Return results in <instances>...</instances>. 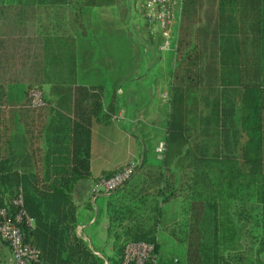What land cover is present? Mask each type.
Segmentation results:
<instances>
[{
  "label": "trees",
  "instance_id": "trees-1",
  "mask_svg": "<svg viewBox=\"0 0 264 264\" xmlns=\"http://www.w3.org/2000/svg\"><path fill=\"white\" fill-rule=\"evenodd\" d=\"M114 1L0 0V207L31 218L30 224L22 218L20 228L37 251L34 264H119L124 243L133 240L153 246L142 264H264V72L251 80L241 68L230 14L235 0H217L219 85L170 82L157 118L160 158L150 137L131 133L135 171L104 195L111 252L94 253L76 233L77 183L111 173L93 176L89 170L91 125L109 121L122 101L113 84L80 82L78 47L86 35L85 9ZM63 5L76 9L71 30L41 29L40 10ZM260 43L264 52V37ZM32 86L42 91L38 107L29 105ZM33 108L39 109L36 115ZM132 108L126 117L133 116ZM41 114L34 154L25 117ZM18 192L21 203L15 204L11 199ZM176 196L178 216L164 225L174 239L166 256L157 237L161 204ZM0 246L9 254L1 238Z\"/></svg>",
  "mask_w": 264,
  "mask_h": 264
},
{
  "label": "crops",
  "instance_id": "crops-1",
  "mask_svg": "<svg viewBox=\"0 0 264 264\" xmlns=\"http://www.w3.org/2000/svg\"><path fill=\"white\" fill-rule=\"evenodd\" d=\"M217 13V0L183 1L179 21L172 37V49L168 50V55H161L157 52V61H163L165 56L168 59L167 66L161 65L162 71L159 74L162 75L157 74L159 75L157 87L158 90L160 89V91L157 90V117L160 116L159 113L161 111L158 103H162L164 97H167V87L171 81L180 82L183 86L210 87L219 85L216 41ZM230 14H232L236 23V36L239 38L238 46L242 55L241 68L251 74V80H258L259 77H262V71L264 72V52H262L260 43V39L264 37V31L262 32L264 28V0H235L234 10ZM182 57L184 62H187H182ZM107 60L110 61V58ZM80 62H88L82 69L85 72L81 71L82 76L88 75L87 81H80L84 84L104 83V80H108L110 77H114L113 79L118 78L117 80L121 79V83H125L135 79L138 81L137 79L140 77L136 70L131 75L128 70L124 71L117 65L112 66V69L108 68L105 75L99 77L94 74L96 73L93 67L94 64L89 63V60L87 61L85 58V60L81 59ZM169 70L171 71L170 74ZM175 72L177 75L174 77L173 74ZM241 79L246 82L250 80L249 77L245 78L244 76H241ZM113 84L116 85L118 82ZM260 85L264 86V83ZM117 86L116 92L122 97L118 113L113 115L109 121L93 122L91 125L89 170L93 176L98 175L102 170L112 172L128 159L136 157L137 143L135 137L127 129L123 128L120 122L118 123L117 118L126 117L127 108L132 105L131 102L134 101V96L137 93L133 89L127 90L128 87H124L125 89L121 88L120 84ZM21 117L23 116L21 115ZM40 117H43V114L38 118L34 117L33 120H30L28 116L25 117L28 122L27 134L31 133L34 135L31 138L32 143L30 145L34 154V149L39 144L36 134L39 127L37 120ZM128 118L131 119L133 117L130 116ZM33 159L34 165L38 166L36 157H33ZM93 182L94 180L91 178L79 181L74 189L73 196L77 203V212L80 220L75 226V231L87 241L89 247L93 248L94 253L101 254L100 252L104 251L109 254L111 246L105 240V226L107 223L104 205L105 194L98 191L94 192L92 190ZM172 198L175 199L173 209L175 208V212L177 211V215L173 219L175 220L178 216L180 196ZM163 203L161 207H163ZM171 222L168 224H171ZM169 239L173 243L174 239L170 234ZM0 252L4 254L5 264H11L5 247L0 246Z\"/></svg>",
  "mask_w": 264,
  "mask_h": 264
},
{
  "label": "rangeland",
  "instance_id": "rangeland-1",
  "mask_svg": "<svg viewBox=\"0 0 264 264\" xmlns=\"http://www.w3.org/2000/svg\"><path fill=\"white\" fill-rule=\"evenodd\" d=\"M141 1L115 0L113 4L92 6L85 9L86 35L79 42L77 75L80 81H87L88 75L82 76L81 74V71L85 72L82 69L88 63L80 62L81 59L85 60V58L87 61L89 60V63L94 64L93 67L96 70L94 74L99 77L105 75L108 68L112 69V66L115 65L124 71L128 70L131 75L136 70L140 76L138 81L135 79L121 83V79L117 80L118 78L110 77L108 80L105 79L104 83L112 85L118 82V84L113 85L118 87L117 85L120 84L123 89L128 87L127 90H136L137 95L134 96L136 100L131 102L133 105L131 109L133 116L131 117L133 118H117V121L122 123L130 133L150 137L149 142L153 146L157 139H161L157 129V78L162 75L159 74L162 71L161 65L167 66L168 63L167 56L164 57L163 61H157V52L161 55H168V50L159 51L157 49V43L160 41V37L157 35L158 30L153 34L149 32L147 28L149 26L142 17ZM72 5L74 4L72 3ZM72 11L76 14L75 7L70 9L68 5L58 6L50 11L42 9L37 24L41 29L46 27L51 31L61 29L69 31L73 26V21L71 22ZM88 35H93V38L89 40ZM108 58L110 61L107 60ZM181 61L184 62L183 57ZM42 89L44 90V87ZM158 104L161 107V103ZM32 111L36 115L39 109L33 108ZM34 142L36 144V140ZM134 159H138V156L136 155ZM174 200L171 198L163 203L157 233L159 251L166 256L172 251L173 243L169 239V233L164 225L170 223L177 215V211L175 212V208L173 209Z\"/></svg>",
  "mask_w": 264,
  "mask_h": 264
},
{
  "label": "built area",
  "instance_id": "built-area-1",
  "mask_svg": "<svg viewBox=\"0 0 264 264\" xmlns=\"http://www.w3.org/2000/svg\"><path fill=\"white\" fill-rule=\"evenodd\" d=\"M184 0H142L141 13L149 27L151 34L157 32L160 41L157 43L159 51L171 50L172 37L176 24L179 21L181 6ZM29 105L38 107L42 104V91L32 86L28 89ZM117 117V116H116ZM154 156L160 158L163 151V140L157 139L152 147ZM138 160L128 159L123 165L108 175H101L94 180L92 190L109 194L127 180L135 171ZM11 201L21 203V193L18 192ZM24 218L28 224L31 218L22 211L7 214L4 207H0V238L9 247V260L11 264H34L37 251L23 240L20 221ZM152 244L145 240H133L124 243L119 264H142L150 257Z\"/></svg>",
  "mask_w": 264,
  "mask_h": 264
}]
</instances>
